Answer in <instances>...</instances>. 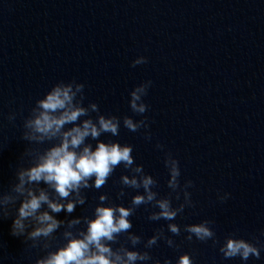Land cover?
Wrapping results in <instances>:
<instances>
[{
	"label": "clouds",
	"instance_id": "9594fccd",
	"mask_svg": "<svg viewBox=\"0 0 264 264\" xmlns=\"http://www.w3.org/2000/svg\"><path fill=\"white\" fill-rule=\"evenodd\" d=\"M147 62L146 57L138 56L131 66ZM151 85V80L144 81L130 92L129 107L134 114L143 116L148 111L150 106L143 98L147 96ZM84 88L85 85L76 80L59 81L43 98L35 101L29 116L23 121L21 139L29 144L49 146L43 150L39 147L24 150L22 156L29 158L28 166L17 167L16 182L10 185L9 191L0 193V219H7L11 215V208L19 202L10 234L16 238L22 237L28 249L45 252L35 259L34 264H147L149 261L161 264V260L153 258L150 250L161 240L169 248L179 250L180 245L172 236H180L182 229L171 221L182 216L186 208L195 207L188 191L194 187L193 181L186 180L181 185L180 162L171 152H166L164 166L170 177L167 186L175 193L177 201L182 193L183 202L174 207L171 193L160 197L153 190L158 187L157 179L146 174L143 165L135 164L132 145L99 139L109 133L118 136L122 120L124 128L130 132L145 129L144 138L150 141L152 137L147 131V117L134 120L127 115L121 118L101 114L94 102L84 106ZM91 113H96L95 119ZM82 117L86 118L81 120ZM15 118V114L8 116L10 122ZM68 125L71 127H66ZM89 139L96 141L95 147L87 142ZM156 148L163 150L164 145L157 143ZM121 165L132 174L121 175L117 199L126 196L125 188L137 190L128 206L112 202L105 193L99 195L92 217L57 219V214L62 211L71 215L77 206L85 205L87 197L84 190L101 189ZM140 189H143L142 194L138 191ZM228 196L225 193L218 199L224 202ZM142 205L146 211L148 206L158 209L151 211L147 219L168 221L167 232L172 236L166 234L164 227H160L145 241L142 236L131 231L133 223L130 217ZM214 223L205 219L200 223L183 225V232L187 233L184 239L192 242L195 238L202 243L211 240L213 246L219 245V252L224 259L239 257L245 262L250 258L260 259L264 243L258 237L246 240L238 238L233 232L225 236L221 243L212 227ZM81 224L85 227H78ZM61 228L60 237L64 242L53 250L57 242L56 233ZM121 237H124L123 242ZM129 244L131 248L127 246ZM141 244L143 250L137 248ZM163 264H172V261L164 259ZM175 264H194V260L190 253L183 252Z\"/></svg>",
	"mask_w": 264,
	"mask_h": 264
}]
</instances>
